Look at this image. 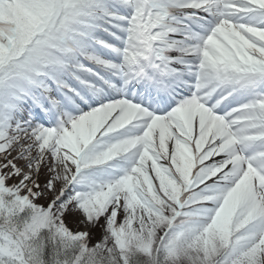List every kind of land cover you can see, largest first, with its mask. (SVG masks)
<instances>
[{"label": "snow or ice", "instance_id": "obj_1", "mask_svg": "<svg viewBox=\"0 0 264 264\" xmlns=\"http://www.w3.org/2000/svg\"><path fill=\"white\" fill-rule=\"evenodd\" d=\"M0 264H264V0H0Z\"/></svg>", "mask_w": 264, "mask_h": 264}, {"label": "rangeland", "instance_id": "obj_2", "mask_svg": "<svg viewBox=\"0 0 264 264\" xmlns=\"http://www.w3.org/2000/svg\"><path fill=\"white\" fill-rule=\"evenodd\" d=\"M70 220H71V218H69ZM70 227H73L74 229H75V225L74 224H72V223H70V225H69ZM81 230H83V226H81ZM94 233H95V235L96 236H98L99 235V230L98 229H96L95 231H94Z\"/></svg>", "mask_w": 264, "mask_h": 264}]
</instances>
